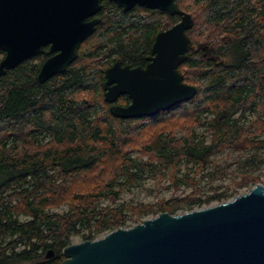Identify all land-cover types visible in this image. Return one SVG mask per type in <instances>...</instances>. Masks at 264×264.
Wrapping results in <instances>:
<instances>
[{
  "label": "trees",
  "instance_id": "trees-1",
  "mask_svg": "<svg viewBox=\"0 0 264 264\" xmlns=\"http://www.w3.org/2000/svg\"><path fill=\"white\" fill-rule=\"evenodd\" d=\"M176 2L193 20L186 58L178 66L182 81L197 90L187 102L140 119L110 114L106 69L116 61L144 67L156 34L179 17L141 6L123 11L107 0L95 15V32L64 72L38 83L46 58L40 53L0 77V264L41 260L37 244L57 253L44 264H58L73 235L94 240L144 215L192 211L230 200L248 185L264 186V169L243 171L232 187L211 194L197 186L200 176L225 177L218 169L208 172L220 152H254L255 165L256 151H264V118L247 124L235 118L240 109L242 115L248 109L264 114V0ZM115 104L127 106L129 98L121 95ZM202 123L206 134L194 135ZM148 177L189 192L100 207ZM64 205L62 214L51 213Z\"/></svg>",
  "mask_w": 264,
  "mask_h": 264
},
{
  "label": "water",
  "instance_id": "water-1",
  "mask_svg": "<svg viewBox=\"0 0 264 264\" xmlns=\"http://www.w3.org/2000/svg\"><path fill=\"white\" fill-rule=\"evenodd\" d=\"M102 0H0V77L20 62L46 56L36 81L64 72L80 44L95 32ZM123 11L138 5L180 19L156 34L144 67L116 61L105 71L104 101L120 119L151 117L192 99L182 81L193 25L175 0H107ZM47 48L45 49V47ZM126 95L127 106L115 104ZM60 264H264V186L225 202L179 214L162 212L128 228L65 247Z\"/></svg>",
  "mask_w": 264,
  "mask_h": 264
},
{
  "label": "rangeland",
  "instance_id": "rangeland-1",
  "mask_svg": "<svg viewBox=\"0 0 264 264\" xmlns=\"http://www.w3.org/2000/svg\"><path fill=\"white\" fill-rule=\"evenodd\" d=\"M181 2V0H179ZM184 1V0H183ZM187 3V2H186ZM189 4V3H188ZM188 7V6H187ZM186 12V11H185ZM205 123H202V125H198L195 127L194 135H204L207 132ZM185 135V131L177 133L178 137H182ZM132 156L138 157L139 153L132 152ZM250 154L246 153L243 155H240L230 149H226L223 152H220L219 154L215 155L213 159L215 160V165L213 169H224L226 168L227 174L225 177L220 179H214L213 181L208 178L207 176H200L197 178V186L201 190L202 194H211L213 190L219 189L223 190L226 187H232L233 182L239 180V172L236 170V166L243 162L244 160L248 159ZM258 174V173H257ZM253 187V185H248L247 187L241 188L239 191V194L247 193L249 190ZM189 192L188 189H185L183 187L179 188L178 190H175L172 186L170 181L167 179L156 181L151 177H148L146 181L144 182L143 186L141 187H132L129 190H125L122 192L119 196V198L115 202H111L107 199L102 200L99 205L100 207H104L106 205L109 206H117L118 204L122 202H128L131 203V205H136L137 203H154L158 199L164 198L168 199L171 196H183ZM216 203H212L211 205H214ZM66 206H61L59 208H55L51 211V213L56 214H62L66 211ZM155 217L153 214L144 215L140 218L138 223H141L145 219H150ZM21 220H25L23 217ZM137 224V223H136ZM128 225L131 227L133 226V222L129 221ZM135 225V224H134ZM107 234V233H105ZM105 234L101 235L100 237H103ZM83 241V237L81 235H73L71 237L70 243L76 244ZM26 264H33V262H28Z\"/></svg>",
  "mask_w": 264,
  "mask_h": 264
},
{
  "label": "flooded vegetation",
  "instance_id": "flooded-vegetation-1",
  "mask_svg": "<svg viewBox=\"0 0 264 264\" xmlns=\"http://www.w3.org/2000/svg\"><path fill=\"white\" fill-rule=\"evenodd\" d=\"M175 2H176V0H175ZM177 3V2H176ZM136 6H138V5H136ZM145 8V7H144ZM146 9H148V8H146ZM152 10H158V9H152ZM180 19V18H179ZM179 21V20H178ZM47 48V46L45 47V49ZM3 57V56H2ZM148 62V61H147ZM261 116V120H263V118H264V114L260 111H258L257 110V113H255V112H253V111H251V110H247V111H245V113L242 115V109H240V111H238V113L235 115V118L236 119H239L240 118V122H242V123H251L252 122V120L253 119H255V118H258V116ZM256 120V119H255ZM259 120V119H258ZM257 120V121H258ZM247 139L248 140H250V138L249 137H247ZM259 140H264V132H262L260 135H259ZM234 152H236V153H238V154H240V155H243V154H246V153H248V154H250V156H249V158L248 159H246V160H244L243 162H241L240 164H238L237 166H236V170H238V172L239 173H241V172H243V171H250V170H256V171H260V170H262L263 171V169H264V151L263 150H257L256 151V154H255V157H256V160H257V162L258 163H256L255 165L254 164H252V162H251V158H252V154L254 153V152H249V151H244V152H241V153H239V152H237V151H234ZM262 161H261V160ZM214 167V166H213ZM209 171V174H214V172H212L213 171V168H210V169H208ZM220 172H226L227 170H226V168H224V169H220L219 170ZM261 173V172H260ZM215 174H217V171L215 172ZM257 174V173H256ZM97 238H100V236L99 237H97ZM97 238H95V239H97ZM70 240H71V238H70ZM86 240H88V239H84L83 238V241H86ZM51 242V240H48L47 241V243H50ZM37 245H39V247H40V249L38 250V254H37V256H39V255H41V260H34V261H31V262H33V264H44V262H46V261H48L49 259H54L56 256H57V253H56V251L53 249V248H47L45 251L43 250V247H42V245L41 244H37ZM41 245V246H40ZM69 245H72L71 243H69L68 245H66V246H64L63 248H62V250H61V254H62V251H63V249L65 248V247H67V246H69ZM21 247L22 246H18L17 248H16V252H19L20 250H21ZM62 257H63V255H62ZM64 259V257L61 259V261L58 263V264H60L61 262H62V260ZM26 263H28V262H21V263H17V264H26Z\"/></svg>",
  "mask_w": 264,
  "mask_h": 264
}]
</instances>
